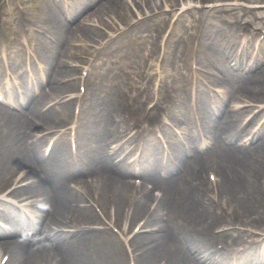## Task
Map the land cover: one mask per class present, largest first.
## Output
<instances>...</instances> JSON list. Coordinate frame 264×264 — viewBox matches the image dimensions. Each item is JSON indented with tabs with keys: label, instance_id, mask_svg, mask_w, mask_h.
Segmentation results:
<instances>
[{
	"label": "bare ground",
	"instance_id": "1",
	"mask_svg": "<svg viewBox=\"0 0 264 264\" xmlns=\"http://www.w3.org/2000/svg\"><path fill=\"white\" fill-rule=\"evenodd\" d=\"M263 1L258 0V2ZM145 2L146 8L151 7L150 9H155L160 4L161 6L164 4V8L169 9L177 6H192L191 9H199L201 13L198 21L193 20L191 32H186L178 38H175V34H172V38L170 36L167 38L164 47L168 49L163 60L166 59L175 66L185 67L192 59H199L200 64L206 65L208 64L206 57L211 59L210 66L215 70L213 76H209L213 89L202 87L195 103L190 99L191 88L189 85L186 86L184 79L179 83L183 90L180 93L182 97L170 90L163 93H165V103L170 105L172 110L177 108L174 104L175 100H181V108L177 112L173 111L171 116L175 113L176 116L178 113L187 115L191 111V105L196 104L203 111L204 117L212 120L206 139V145L211 146L210 151L202 154L193 147L191 148L193 150L185 152L180 144L172 140L171 146L175 154L165 162L159 155L158 147L153 144L154 149H152L148 145L149 136L154 134L152 128L159 125L160 113L163 110L156 107L146 110L143 107L144 99L153 94L152 79L153 82L154 79L158 82L159 74L155 77L151 69L156 65L154 59V64L146 63L143 72L144 81L141 86L130 92L132 97L124 98L122 92L111 88L101 98H93L90 105L85 107L88 111L82 112V115L96 122L93 140L101 143L100 150H91L89 143L85 142L86 154L78 156L75 163L70 152L61 150L63 144H58L49 157L44 158L45 156L40 153L45 142L44 136H37L35 133L51 129L47 127L48 124L64 123L71 117L73 102L66 101L59 108L44 112L40 110L41 106L51 100L62 98L65 93L77 87L75 81L61 83L62 79L71 77L75 73L73 66L76 63L73 59L75 53H88L86 47H75L74 43L78 42L77 40L82 42L87 39L96 40L97 37L104 35L100 30L88 25V21L98 20L97 22L101 21L109 28H117L128 20L129 14L132 16L137 12L140 14L143 8L137 6L133 0H79L75 6L76 13L71 17L75 20L74 25L71 26L58 19L47 0L39 7L38 12L26 14L21 20L17 16L20 20L18 23L20 28L40 22L51 30V39L44 36L35 38L37 60L44 63L50 89L48 94L42 92L28 103L27 116H24V113L13 112L0 114V145H6L5 148L12 153L14 147L18 150L15 154L16 161L12 163L10 162L12 153L8 154L11 156H7L3 147L0 148V191L3 190L4 183L7 184L12 177H16L15 168L21 166L18 160L20 164L31 166L34 160L40 159L48 175V181L43 183L39 180L13 191L17 196H25L31 204H41L39 231L44 237L28 239L26 242L6 247V250L11 252L8 263L59 264L57 259L61 257L67 264H124L120 246L109 231L86 230L85 225L91 224L96 214L89 205L82 204L83 193L92 197L96 203L99 201L103 207L106 203H114L119 211L118 215L123 210V204L131 202L133 206L131 219L143 214L147 216V222L156 224L154 232L141 234L134 241V246L142 251L136 256L137 264H156L157 261H164L167 264H227L231 255L228 245L221 249L214 245L218 239H224L228 243L225 236L219 233V229H224L226 226L243 227L250 231L259 230L261 232L258 237L250 238V246L258 242L264 243V182L260 178L264 175V140L257 142L255 148L249 152L238 147H225L221 138L216 136L217 131L221 130L224 134H229L230 139L237 138L248 125L240 131L246 113L256 109L257 103L264 102V42L257 47L251 45L246 48L252 55L254 54V58L247 59L245 55H240V59L243 58L245 61L243 64L245 63L249 70H244L246 68L236 70L231 63L239 52L238 47L244 45L238 34L243 28L237 23L229 26L222 15L212 17L208 11H221L219 7L216 8L217 4L240 3V0H163V3L157 0H145ZM107 13L116 16L115 19L120 23L107 19ZM160 18L161 21L157 24H153V19H149L136 29L139 33L148 30L149 35L152 36L147 54L149 60L155 53V58H158L157 36L165 22L168 27L167 15H161ZM3 29L4 26L0 25V41L3 38ZM18 36V33L13 34L12 40H16ZM120 44L117 42L116 45ZM55 48L59 49L56 55L53 54ZM23 56L22 51L16 52L13 56L18 70L23 69ZM57 60L61 62L56 66ZM251 60L252 62L249 63ZM121 76L119 72L112 75L113 79H121ZM160 81V87L164 89L166 80L161 78ZM216 87L221 88L222 93H216L214 90ZM211 102L214 103L219 114L217 119L211 109ZM154 110L157 114H153ZM262 111L263 109L255 113V119L264 114ZM92 128L94 130L93 123L89 121L82 132L90 133ZM21 132L29 134V140L22 138ZM189 134L192 138V132ZM262 135H264V126L255 135L254 140ZM121 140H125L126 143L140 141L139 148L145 153L142 162L147 164L141 173L137 174L134 167L121 158L122 148L119 145L111 146ZM21 141L23 146L27 147L28 154L22 149ZM118 147L120 149L116 151ZM107 148H109L108 153ZM146 150L150 153L146 154ZM158 165L161 168L166 167L168 173L182 166L186 169L180 174L161 179L157 175ZM98 166L102 169L99 185L93 187L83 182L79 190L72 187L70 176L100 174ZM207 167L217 173L218 196H208L200 201V195L205 196L213 186L211 181L199 174ZM134 174L142 176L154 186H161L165 190L161 200L158 201L151 194L145 182L140 186L130 183L127 177ZM184 175L193 177L189 180V177ZM80 189L85 192H80ZM138 197L146 203L138 202ZM148 205L153 209L145 208ZM162 210L167 211L166 220L161 214ZM5 213L9 220L15 221V214H11L9 210ZM180 219L185 220L184 224L179 222ZM158 224L161 226L159 227ZM65 228H73V230L68 231ZM239 264H264V262L256 257L250 263L244 257Z\"/></svg>",
	"mask_w": 264,
	"mask_h": 264
},
{
	"label": "rangeland",
	"instance_id": "2",
	"mask_svg": "<svg viewBox=\"0 0 264 264\" xmlns=\"http://www.w3.org/2000/svg\"><path fill=\"white\" fill-rule=\"evenodd\" d=\"M44 0H0V22L4 24V26H6V30L7 29H14L16 30L17 28V22L19 21V18H17V16H21V13H27V12H35L37 11L38 7L40 4L43 3ZM134 2H136L137 5H139V1L137 0H133ZM159 3H163V0H157ZM258 0H240V3H243L245 5L248 6H252L254 8L248 9V11L246 12L245 9H241L240 10H228L227 12L229 14H225V12L222 11H215V13H213L212 15H222L223 18L228 19L229 20H236V19H240L243 20L242 22L244 24H246L248 27H254V28H264V7H262L264 4H260L257 3ZM264 2V1H263ZM52 4V2H51ZM61 3V0L58 3H54L52 4L53 7V11L54 13L59 17V19L61 21H65L64 18V13H67V10L64 8L65 5L63 6H59ZM235 4V3H234ZM258 4V5H257ZM161 4L158 5V9L160 8ZM151 8V7H149ZM221 9H226V8H221ZM198 9H193L190 12H187L186 14H184V17L181 18V20L178 22V24L176 25V30H175V34H177V36H175V38H178L180 36H183L186 32L191 31V26H192V21L194 19H198L200 14L197 11ZM178 12H182L180 10V6H178L176 8V13ZM179 14V13H178ZM174 15V14H173ZM171 15L167 14V18L166 20L168 21L170 19ZM107 19L111 18L109 17L108 13L106 16ZM70 21V22H69ZM66 20V22L70 23L71 26H73V22L75 21L73 20ZM98 20H89L88 21V25L91 26H103V23L97 22ZM159 21H161L160 16H158L155 20V22H153V24H157L159 23ZM166 27V22L163 24V30H161L158 38L160 37V35L163 33L164 29ZM4 39L2 40L3 43L4 41L7 40V36L6 33L4 32ZM105 36V33H104ZM157 38V40H158ZM152 40V36H146L144 39H137L135 40L138 44H136V42L133 40V42L127 43L128 46H126L125 48H120V51H116L114 52L113 56H111V59L108 58V56H103L101 58V63L100 65L102 66L103 69H114L115 72L116 70H120V74L121 76V80L124 81H118L117 83L119 85H123V89L126 87L130 90L132 89H137V87H139V85H141V83L144 81L143 80V72L145 71V65L146 63H153L156 53L153 56L152 59L149 60V57L147 56L148 54V49L150 48V42ZM79 42H75V44H79V43H84L86 41L87 46L88 45H92L94 43H92L91 39H87L84 42H80L81 40H77ZM135 42V43H134ZM3 47H0V49ZM5 47V46H4ZM90 50H92L90 47H88ZM8 49V48H7ZM111 52V51H110ZM109 52V53H110ZM79 55H85V54H76L75 53V57L79 56ZM88 57V55L86 56ZM80 60V58H78ZM82 62V61H80ZM78 63V62H77ZM152 69V68H151ZM181 71V73H186L188 71V68L182 67L181 65H179L178 67V71ZM78 71V70H77ZM76 71V72H77ZM75 72V71H74ZM180 74V73H179ZM141 82V83H140ZM107 84H110V82H107ZM128 89L126 90L128 92ZM76 91V89H75ZM151 98L148 97L146 98V102ZM57 125L56 123L53 124H48L47 126H54ZM180 126V124H179ZM262 179V181L264 182V175H262L260 177ZM185 220H181V222H184ZM182 224V223H181ZM117 240V239H116ZM120 245V249L123 253V246L121 243H119ZM126 262V258L125 261Z\"/></svg>",
	"mask_w": 264,
	"mask_h": 264
}]
</instances>
